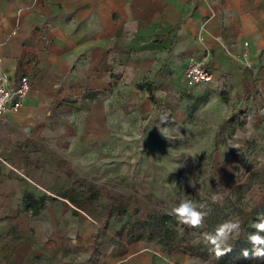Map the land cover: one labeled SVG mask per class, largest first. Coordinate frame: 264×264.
Masks as SVG:
<instances>
[{"label": "crops", "instance_id": "0c3cea01", "mask_svg": "<svg viewBox=\"0 0 264 264\" xmlns=\"http://www.w3.org/2000/svg\"><path fill=\"white\" fill-rule=\"evenodd\" d=\"M0 56L31 79L0 118V264H217L96 216L181 171L224 187L218 160L232 188L264 168V0H0ZM191 59L212 83L186 88Z\"/></svg>", "mask_w": 264, "mask_h": 264}, {"label": "rangeland", "instance_id": "374dc122", "mask_svg": "<svg viewBox=\"0 0 264 264\" xmlns=\"http://www.w3.org/2000/svg\"><path fill=\"white\" fill-rule=\"evenodd\" d=\"M211 155V164H214L215 151L199 152L191 151L192 164H203L207 162ZM182 160L184 155L182 153ZM212 168V172L224 180V187L214 180H209L208 169L198 168L195 173L183 176V171L178 172L175 177L171 176L168 182H161L159 186V197L145 198L135 200L132 198L116 200L112 199L115 211L109 215H98L97 218L104 223H111L117 229L122 228L126 232L130 226L138 220H144L151 214L167 213L173 218V209L179 205L182 200H192L197 205L203 204V211L207 213L202 228H190L178 222L171 225L170 229L159 235L161 240H167L171 244L182 245L189 253L196 255L200 252L203 257H207L211 262H217L214 254L211 252V245L206 243L203 236L208 231V223L212 222L217 228L226 221L240 223L238 234H233L229 243L233 246V252L227 264H264V256H254L253 246L248 242L247 237L255 229L252 227L257 220H264V204L258 207L256 213L249 217L248 222L244 223L243 213H249L259 202L264 193V168L257 175L246 177L239 175V184L232 188V178L228 172L231 166L218 160ZM222 164H225L222 166ZM211 170V169H209ZM187 178V179H186ZM194 184V187L191 185ZM245 185L247 190L239 189ZM213 197H216L213 200ZM99 201V200H98ZM102 206H109L110 200H101ZM119 202V203H118ZM100 205V204H98ZM177 219V218H176ZM264 236V233H260ZM157 237L159 240L160 237ZM260 247L264 248V245ZM191 248H194L193 250ZM247 249L249 256L245 258L242 251Z\"/></svg>", "mask_w": 264, "mask_h": 264}, {"label": "clouds", "instance_id": "9594fccd", "mask_svg": "<svg viewBox=\"0 0 264 264\" xmlns=\"http://www.w3.org/2000/svg\"><path fill=\"white\" fill-rule=\"evenodd\" d=\"M2 106V105H0ZM162 134V133H161ZM194 187V184H191ZM216 197H213L215 200ZM205 205H197L192 200H182L177 207L173 209V214L176 216L179 223L186 225L190 228H202L204 226V219L207 213L203 211ZM252 227L255 231L248 235L247 240L253 246L252 255L260 257L264 256V220H257L253 223ZM240 230V223L233 221H226L215 229L214 233H204V240L211 245V252L215 258L226 256L233 251V246L229 243L233 234H238ZM242 255L247 258L249 252L247 249L242 251Z\"/></svg>", "mask_w": 264, "mask_h": 264}, {"label": "built area", "instance_id": "2783aa9c", "mask_svg": "<svg viewBox=\"0 0 264 264\" xmlns=\"http://www.w3.org/2000/svg\"><path fill=\"white\" fill-rule=\"evenodd\" d=\"M247 46V44H245ZM247 69L254 68V61L245 48L239 57ZM214 80L213 71L206 59H191L188 63L184 82L187 89L210 84ZM31 89V79L27 75L21 76L13 86L8 85V78L4 74L2 58L0 56V118L18 112L23 106Z\"/></svg>", "mask_w": 264, "mask_h": 264}, {"label": "trees", "instance_id": "16d2710c", "mask_svg": "<svg viewBox=\"0 0 264 264\" xmlns=\"http://www.w3.org/2000/svg\"><path fill=\"white\" fill-rule=\"evenodd\" d=\"M246 186L243 185L239 187V189H244ZM247 190V187L245 188ZM264 204V193L261 195L259 202L252 208V210L249 213H243L244 223L248 222V219L250 216L254 215L261 205ZM177 224V219L173 218L167 213L163 214H151L144 220H138L135 223H133L129 230L127 231V236L132 241H139L144 239L154 240L158 239L157 237L166 231H168L171 227V225ZM215 226L212 222L208 223V231L206 233H214ZM160 237V236H159ZM159 242L163 244H168L169 241L167 240H158ZM192 250L194 248H191ZM233 252V251H232ZM231 253L227 254L226 256L220 258L217 261V264H227L228 260L230 259ZM196 255H201L200 252H196Z\"/></svg>", "mask_w": 264, "mask_h": 264}]
</instances>
